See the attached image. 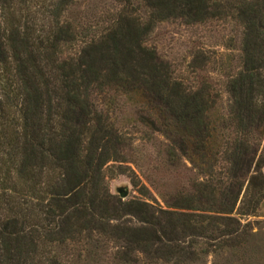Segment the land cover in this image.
I'll use <instances>...</instances> for the list:
<instances>
[{
    "label": "trees",
    "instance_id": "trees-1",
    "mask_svg": "<svg viewBox=\"0 0 264 264\" xmlns=\"http://www.w3.org/2000/svg\"><path fill=\"white\" fill-rule=\"evenodd\" d=\"M45 1L0 0V264H60L58 246L93 234L118 243L114 264H264L248 220L264 199V0H116L87 38L61 19L75 0L42 4L37 26ZM218 17L241 32L222 110L146 45L159 22ZM117 97L165 139L166 162L199 174L188 190L162 204L134 176L140 196L110 192L106 170L126 173Z\"/></svg>",
    "mask_w": 264,
    "mask_h": 264
},
{
    "label": "rangeland",
    "instance_id": "rangeland-1",
    "mask_svg": "<svg viewBox=\"0 0 264 264\" xmlns=\"http://www.w3.org/2000/svg\"><path fill=\"white\" fill-rule=\"evenodd\" d=\"M52 2L46 0L38 4L40 11L37 26L46 23L44 17L47 14L41 5L48 6ZM117 7L116 0H75L61 19L71 22L75 28L77 26V30L82 29L87 38L88 35L97 34L107 24L105 14ZM139 11L144 16L143 10ZM240 37V27L229 17H218L196 24H186L181 19H168L156 24L146 39V45L154 48L158 56L169 64L173 75L182 79L187 86L196 88L201 82L208 81L218 94L217 105L222 110L221 107L226 103L223 88L227 75L235 73L240 66ZM79 40L77 36L73 44L65 49L63 57L74 55L81 45ZM116 102L121 106L114 115L116 124L126 139L120 147L126 173H120L116 163L106 170L110 176V192L121 198L117 189L124 187L128 194L122 200L140 196L131 182L134 176L162 204V198L170 200L175 192L188 190L190 183L199 177L191 164L184 159L176 165L166 162L165 139L145 125L135 122L137 118L133 115V107L123 97H117ZM248 220L254 231L264 232V199L257 210V216H250ZM118 248V243L93 234L90 238L81 237L68 246H58L55 252L58 253L60 264H114L113 255ZM64 253L67 257H64ZM62 254L63 257L60 256ZM211 263L212 257L209 256L206 264Z\"/></svg>",
    "mask_w": 264,
    "mask_h": 264
},
{
    "label": "water",
    "instance_id": "water-1",
    "mask_svg": "<svg viewBox=\"0 0 264 264\" xmlns=\"http://www.w3.org/2000/svg\"><path fill=\"white\" fill-rule=\"evenodd\" d=\"M117 191H118L119 196L121 198H125L127 196V194H128V190L126 188H124V187L118 188Z\"/></svg>",
    "mask_w": 264,
    "mask_h": 264
}]
</instances>
